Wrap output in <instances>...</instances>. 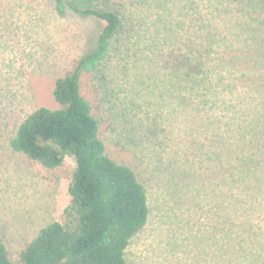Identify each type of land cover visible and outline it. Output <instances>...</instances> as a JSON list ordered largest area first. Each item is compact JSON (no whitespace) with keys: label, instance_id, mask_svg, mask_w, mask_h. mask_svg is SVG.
I'll list each match as a JSON object with an SVG mask.
<instances>
[{"label":"rangeland","instance_id":"1","mask_svg":"<svg viewBox=\"0 0 264 264\" xmlns=\"http://www.w3.org/2000/svg\"><path fill=\"white\" fill-rule=\"evenodd\" d=\"M142 4L132 18L150 22L146 37L142 32V38L132 35L119 44L122 52L139 54L138 61L124 59L127 72L111 75L122 77L116 85L119 97L144 101V109L152 107L163 127L179 125L176 136L163 134L164 140H159L166 149L157 153L151 171L137 158L143 148L129 151L121 143L104 141L112 159L136 170L148 195L149 219L127 246V264H264V99L236 101L232 95L234 87L245 84L248 89L254 75H264V0ZM54 5L55 0H0V237L11 264H23L24 246L42 227L61 219L74 160L46 168L12 150L9 141L35 108L58 107L55 80L94 48L103 24L66 6L59 12ZM172 49L192 50L196 61H205L193 85L160 69V58H168ZM212 59L218 67L206 66ZM228 64L233 68L225 71L221 66ZM93 85L91 72L82 70L80 91L101 117L102 133L113 122L114 112L122 110L105 109ZM164 106L174 109L177 119L168 118ZM103 111L106 115H100ZM219 152L222 179L206 185L205 195L194 197L198 187L193 176L205 179L204 172L180 168L179 161ZM143 169L155 170L159 177L148 179ZM173 174H180L176 178L183 184L175 182ZM219 216L223 223L213 232Z\"/></svg>","mask_w":264,"mask_h":264},{"label":"trees","instance_id":"2","mask_svg":"<svg viewBox=\"0 0 264 264\" xmlns=\"http://www.w3.org/2000/svg\"><path fill=\"white\" fill-rule=\"evenodd\" d=\"M138 1H141L140 5ZM138 1L55 0L54 7L57 11L62 12L66 6L78 16L98 19L103 24L94 48L77 60L72 71L55 80L53 97L58 107L35 108L20 122L9 141L12 150L46 168H57L67 158L74 160V169L67 187L69 201L63 208L61 219L42 227L24 246L20 251L23 264H127V246L147 224L150 215L148 195L139 174L133 167L112 159L106 152L104 142L121 143L129 151L143 148L138 155L140 157H136L151 171L157 153L166 149L165 143H159V140H164L163 134L176 136L174 129L179 125L174 128L163 127L152 107L149 108L148 105L144 109V101L133 103L125 97H119L120 90L116 86L121 82L119 74L124 75L128 67L124 59L139 58V54L129 55L121 51V39L129 40L133 35L138 40L142 38L141 33L144 32L145 35L147 28L151 27L148 25L150 22L144 19V23L138 22L140 19L133 20L132 12L143 6V0ZM186 2L184 7L187 6ZM238 47L241 49V46ZM191 51L172 49L168 58L165 55L160 58L163 61L160 69H169L171 73L180 75L186 86L193 85L205 61H196ZM209 52L210 50L206 51ZM239 55L242 59L241 50ZM211 61L214 62L206 64L208 68L218 67L217 61ZM232 66L228 64L221 67L229 71ZM138 68L137 65V70ZM82 70L91 72L93 86L98 92L97 98L102 104L106 103L103 107L111 111L122 110L118 115L114 112L113 122L102 133L101 117L94 113L92 105L80 91ZM115 71L119 74L111 75ZM254 76V81L249 79L250 76L246 77L250 80L248 89L245 84L232 89L236 101L241 97L264 99V75ZM157 105L160 104L157 102ZM165 111L169 114L168 118L172 119V115H175L174 119H177L174 109L168 108ZM100 115L106 113L103 111ZM134 142L139 145L138 148ZM221 155L219 152L214 156L200 155L179 161L180 168L190 166L204 172L205 179L201 174L199 177L193 176L198 187V193L195 192L194 197L205 195L206 185L222 179L224 164ZM250 165L254 167L255 163ZM149 170L143 169L141 174L146 171L148 179L154 175L159 177L155 170ZM176 175L180 174L170 176H173L175 182L183 184V179L176 178ZM165 176L166 173L164 178ZM182 187L183 185L178 186L177 189ZM223 202L221 197L220 207ZM222 223L219 216L213 232L219 230ZM220 263L224 264L222 261ZM0 264H11L1 237Z\"/></svg>","mask_w":264,"mask_h":264}]
</instances>
